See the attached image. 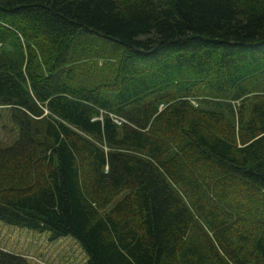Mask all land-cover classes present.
Segmentation results:
<instances>
[{"label": "trees", "instance_id": "16d2710c", "mask_svg": "<svg viewBox=\"0 0 264 264\" xmlns=\"http://www.w3.org/2000/svg\"><path fill=\"white\" fill-rule=\"evenodd\" d=\"M2 116V224L85 264H264V0H0Z\"/></svg>", "mask_w": 264, "mask_h": 264}, {"label": "rangeland", "instance_id": "374dc122", "mask_svg": "<svg viewBox=\"0 0 264 264\" xmlns=\"http://www.w3.org/2000/svg\"><path fill=\"white\" fill-rule=\"evenodd\" d=\"M15 127L0 117V146L10 145ZM47 232L38 234L0 222V249L22 256L28 264H85L86 255L71 236L50 241Z\"/></svg>", "mask_w": 264, "mask_h": 264}, {"label": "built area", "instance_id": "2783aa9c", "mask_svg": "<svg viewBox=\"0 0 264 264\" xmlns=\"http://www.w3.org/2000/svg\"><path fill=\"white\" fill-rule=\"evenodd\" d=\"M115 122V121H114ZM115 123H117V122H115Z\"/></svg>", "mask_w": 264, "mask_h": 264}]
</instances>
